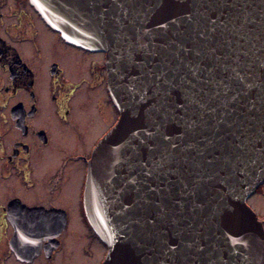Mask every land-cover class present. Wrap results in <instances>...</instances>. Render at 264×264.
Instances as JSON below:
<instances>
[{
	"label": "water",
	"instance_id": "95a60500",
	"mask_svg": "<svg viewBox=\"0 0 264 264\" xmlns=\"http://www.w3.org/2000/svg\"><path fill=\"white\" fill-rule=\"evenodd\" d=\"M29 3L66 43L104 54L107 90L119 117L90 155L83 194L86 218L107 249L102 264H264L262 229L246 204L264 182V0ZM200 11L216 22V32L207 38L201 35L203 21L200 30H188ZM177 41L189 50L179 64L164 51ZM201 45L205 71L197 79L184 64ZM163 56L168 72L215 109L204 117V126L189 127L188 117L197 110L186 111L181 87L170 90L172 114L165 117L152 88L132 86L144 65L145 72L159 71ZM208 68L226 83L236 77L231 72L236 68L243 84L233 86L227 100L222 92L211 99L220 90L206 83ZM240 144L246 146L242 151ZM168 153L181 161L182 175H160L158 164ZM229 155L243 162L221 170ZM197 172L193 185L189 173Z\"/></svg>",
	"mask_w": 264,
	"mask_h": 264
},
{
	"label": "flooded vegetation",
	"instance_id": "af4514ba",
	"mask_svg": "<svg viewBox=\"0 0 264 264\" xmlns=\"http://www.w3.org/2000/svg\"><path fill=\"white\" fill-rule=\"evenodd\" d=\"M118 117L103 53L66 43L28 0H0V264L103 263L83 194ZM246 203L264 239V182Z\"/></svg>",
	"mask_w": 264,
	"mask_h": 264
},
{
	"label": "snow or ice",
	"instance_id": "6c2138e0",
	"mask_svg": "<svg viewBox=\"0 0 264 264\" xmlns=\"http://www.w3.org/2000/svg\"><path fill=\"white\" fill-rule=\"evenodd\" d=\"M163 2L164 0H156L157 6H162ZM121 7H123V5H121ZM200 8L201 9L207 8L211 10L214 8V6L211 4L207 6L204 4H201ZM202 21H203V28H204V30L201 31L202 36H205V38H207V36H210L216 32V27H215L216 22L209 19L206 11L199 12L198 17H196L193 20L194 26L190 25L188 30H193V29L200 30L202 28V24H201ZM107 23H108L107 20H103V24H107ZM174 43H175L174 49L166 48L164 49V51L167 52L172 58H174L178 62V64L183 63L185 58L188 55L189 50L184 47L183 42L177 41ZM201 48H202V45L200 47H194L191 50V54L194 59L191 62L184 64L188 72L191 73V75L197 79L199 78V74L205 71V69L201 67V61L205 58L204 54L201 51ZM181 52L184 53V56H181ZM155 54H158V53H155ZM211 56L212 54L210 53L208 58L211 59ZM167 59H168L167 56L162 57V62L159 65V71L145 72L147 65H144V67L140 69V75L132 77L131 84L138 91H143L145 88H148V89L152 88L153 89L152 91H154L155 94L159 97L160 103H159L158 110L165 117L172 114L171 110H169L167 107L169 103L170 90L177 86L181 87L185 92V98L188 102L187 105L185 106L186 111L188 108H194L197 110L191 113V116L188 117V119L191 120V124L189 125V127L193 129H198L204 126V122H205L204 117L210 112H215V109H209L207 103L202 102V100L191 90L184 88L181 82L177 81L175 75L168 72L167 63L165 62ZM221 66L222 65H220L219 67L221 68ZM213 71L214 70L212 68L207 69L208 78L206 80V83L211 85L213 89H219L220 91H214L211 96V99L220 98L221 92H222L224 95V99L227 100V93L232 90V87L235 85L243 84V80L239 78V73L237 72L236 68H231V72L236 73V77L229 76L228 80L231 81L230 83H226L222 79L217 80L215 75H213ZM223 71L229 72V68L224 67ZM153 76H155V81H153L152 79ZM153 84H155V87H153ZM193 115H196L197 119L193 120L192 119ZM214 118L215 117H213V119ZM223 122L224 121L222 120L218 121V123H223ZM200 134L203 135V133H200ZM207 139L208 138L206 137V140ZM208 143L211 144L212 141L209 140ZM176 147L177 146L175 144L172 145V148H176ZM188 147L191 148L193 146L190 145ZM237 147L241 150L246 146H244L243 144H240V145H237ZM165 151L167 152V150ZM183 151L187 152L188 148L183 149ZM168 157H171V160H169ZM256 158L258 159L259 156H257ZM237 161H239V157H237L236 161H234L232 155L226 156L225 158H223V165H222L221 170L236 166ZM239 162H243V161H239ZM183 163H188V159L186 158L183 161ZM255 163H256V159H252L250 161V164H255ZM180 164H181V161H179L177 159V156L173 155L172 153H168L167 156H164L162 154V162L158 164V168L161 170L160 175L165 176V177H167L169 174L182 175ZM196 166L202 167L203 165L197 164ZM248 166L249 164L246 163L245 168H247ZM189 175L194 177L193 180L191 181V183L194 185L196 183V178H198L201 175V173L199 172L189 173ZM188 186H189L188 184H184L185 189H187ZM157 191H159L158 188L157 189L149 188V192L155 193ZM168 191L170 192V189ZM116 264H121V262L118 260L116 261Z\"/></svg>",
	"mask_w": 264,
	"mask_h": 264
},
{
	"label": "rangeland",
	"instance_id": "374dc122",
	"mask_svg": "<svg viewBox=\"0 0 264 264\" xmlns=\"http://www.w3.org/2000/svg\"><path fill=\"white\" fill-rule=\"evenodd\" d=\"M254 203H255V201H254Z\"/></svg>",
	"mask_w": 264,
	"mask_h": 264
}]
</instances>
